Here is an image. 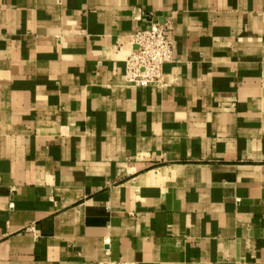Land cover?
<instances>
[{
	"label": "crops",
	"instance_id": "1",
	"mask_svg": "<svg viewBox=\"0 0 264 264\" xmlns=\"http://www.w3.org/2000/svg\"><path fill=\"white\" fill-rule=\"evenodd\" d=\"M106 261L264 264V0H0V264Z\"/></svg>",
	"mask_w": 264,
	"mask_h": 264
},
{
	"label": "built area",
	"instance_id": "2",
	"mask_svg": "<svg viewBox=\"0 0 264 264\" xmlns=\"http://www.w3.org/2000/svg\"><path fill=\"white\" fill-rule=\"evenodd\" d=\"M144 18L148 17L143 14ZM134 50L126 61V82L136 89L161 85L164 80L163 68L174 61L173 20L164 24L151 22L131 38ZM88 264H137L106 261Z\"/></svg>",
	"mask_w": 264,
	"mask_h": 264
}]
</instances>
